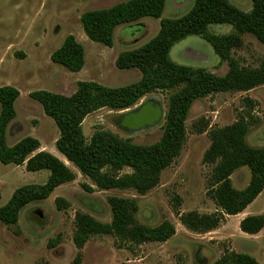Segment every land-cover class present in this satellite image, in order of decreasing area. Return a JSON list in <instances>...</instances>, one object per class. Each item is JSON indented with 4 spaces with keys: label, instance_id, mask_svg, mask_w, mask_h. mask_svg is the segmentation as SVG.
Returning <instances> with one entry per match:
<instances>
[{
    "label": "rangeland",
    "instance_id": "rangeland-1",
    "mask_svg": "<svg viewBox=\"0 0 264 264\" xmlns=\"http://www.w3.org/2000/svg\"><path fill=\"white\" fill-rule=\"evenodd\" d=\"M124 1L127 0H0V87L12 86L19 91L15 102L16 117L8 127L7 142L13 145L24 137L35 138L40 142V151L56 156L76 173L73 182L56 188L46 200L24 207L17 225L8 227L0 223V264H72L77 253L72 242L74 215L82 212L99 222H110L107 198L111 196L136 200L139 223L155 227L169 221L175 228V235L164 243L121 248L111 236H95L81 250L80 264H212L225 251L245 253L264 264V228L257 235L244 234L239 230V216H232L226 217L217 230L198 234L182 227L178 218V214L191 211L199 214L216 212L215 204L207 196L212 167L202 161L210 141L206 133L194 131V124L203 119L209 128L224 127L242 115L252 122L246 143L254 148L264 147V86L195 101L185 123L186 139L179 156L161 173L159 184L145 195L132 190L99 191L57 152L58 129L53 120L45 116L41 105L30 98V93L46 90L69 96L81 81H94L110 88L138 81L140 72L118 70L116 57L154 37L159 30V19L143 18L118 27L112 48L90 41L80 23L82 13ZM194 1L166 0L161 18L182 17ZM229 2L243 12L252 8L250 0ZM210 31L229 34L232 27L212 25ZM68 35L74 36L84 48L85 63L77 73L50 61L51 53ZM170 57L179 65L202 68L217 76L225 75L228 70L227 62L220 60L198 36H189L175 44ZM233 57L242 66L257 67L264 58V45L253 36L244 35L243 47L234 50ZM169 94L146 95L124 111H96L83 121V133L89 139L97 131H108L133 144H154L162 134ZM148 104L160 112L155 124L149 125L143 117L136 126L129 124L131 113ZM126 172L128 170L123 173ZM48 176L46 170L27 172L24 166L0 163V207L17 188L44 184ZM230 179L235 189L242 190L249 182V170L239 168ZM84 185L94 190L89 192ZM58 197L68 203V208L57 210L54 201ZM174 198L179 199V205ZM246 212L250 216L264 213V190Z\"/></svg>",
    "mask_w": 264,
    "mask_h": 264
},
{
    "label": "trees",
    "instance_id": "trees-1",
    "mask_svg": "<svg viewBox=\"0 0 264 264\" xmlns=\"http://www.w3.org/2000/svg\"><path fill=\"white\" fill-rule=\"evenodd\" d=\"M165 1L127 0L107 8L88 10L80 16L85 36L107 48H112L118 27L143 18L159 19V30L154 37L116 57L118 70L140 72L138 81L118 88L81 81L69 96L45 90L30 93V98L41 105L45 116L53 120L58 129L57 152L99 191L132 190L145 195L159 184L161 173L179 156L186 139L185 123L195 101L264 86V58L252 68L242 66L233 57V51L243 47L244 35H251L264 45V0H250L252 8L249 12L239 10L229 0H195L182 17L162 19ZM212 25H229L232 32L212 33ZM189 36L201 38L220 60L227 62L225 75L217 76L202 68L179 65L171 59L173 46ZM50 61L69 72H80L85 63L84 48L74 36L68 35L51 53ZM157 92L170 94L162 134L154 144H133L101 130L89 139L85 137L82 123L90 114L101 109L124 111L144 96ZM18 98L17 89L0 87V163L24 166L27 172L46 170L49 176L44 184L17 188L0 207V223L8 227L17 225L21 210L28 204L46 200L56 188L76 179V173L63 161L49 152L39 151L37 139L24 137L13 145L8 144L7 130L16 117ZM251 125L252 122L242 115L224 127L209 128L203 119L194 124V131L206 133L210 141L202 161L212 167L207 196L215 204L216 212L178 214L179 222L186 230L198 234L217 230L226 217L241 214L264 190V147H250L245 140ZM243 167L249 170L250 179L244 189L237 190L230 177ZM125 170L128 172L123 173ZM83 188L89 192L94 190L86 185ZM174 200L179 205V199ZM54 202L59 211L68 208V203L60 197ZM107 203L111 212L108 223L82 212L74 215L72 242L77 253L72 264H80L81 250L95 236H111L121 248L164 243L175 235V228L169 221L155 227L139 223L136 218L138 204L134 199L111 196ZM263 228L264 213L246 216L239 222V230L244 234L257 235ZM212 264L260 263L248 254L225 251Z\"/></svg>",
    "mask_w": 264,
    "mask_h": 264
},
{
    "label": "bare ground",
    "instance_id": "bare-ground-1",
    "mask_svg": "<svg viewBox=\"0 0 264 264\" xmlns=\"http://www.w3.org/2000/svg\"><path fill=\"white\" fill-rule=\"evenodd\" d=\"M144 108V106L142 107ZM157 109V108H156ZM140 110H136L134 112H132L131 114H137L139 113ZM157 114L158 115H131L130 116V120L129 121H132L133 123H137V120H141V118L143 117V119L147 120L148 121V124L149 125H152L154 124V122L156 121V118L159 116L160 112L159 110L157 109Z\"/></svg>",
    "mask_w": 264,
    "mask_h": 264
},
{
    "label": "flooded vegetation",
    "instance_id": "flooded-vegetation-1",
    "mask_svg": "<svg viewBox=\"0 0 264 264\" xmlns=\"http://www.w3.org/2000/svg\"><path fill=\"white\" fill-rule=\"evenodd\" d=\"M144 113L147 114V115H158L157 114L158 112H157L156 107L151 106L150 104L145 105L144 108H141L140 111H139V113H137V114H131V115H143ZM128 123L131 124L132 126H136V124L133 123L132 121H129Z\"/></svg>",
    "mask_w": 264,
    "mask_h": 264
},
{
    "label": "crops",
    "instance_id": "crops-1",
    "mask_svg": "<svg viewBox=\"0 0 264 264\" xmlns=\"http://www.w3.org/2000/svg\"><path fill=\"white\" fill-rule=\"evenodd\" d=\"M12 87V86H11ZM14 88V87H13ZM16 89V88H15ZM46 91V90H45ZM15 111H16V109H15ZM11 124V123H10ZM9 127V126H8ZM40 148H41V145H40ZM39 151H40V149H39ZM239 216V220H238V224H239V222L242 220V219H244L246 216H250V215H247V212H246V209L241 213V214H238L236 217H238Z\"/></svg>",
    "mask_w": 264,
    "mask_h": 264
},
{
    "label": "water",
    "instance_id": "water-1",
    "mask_svg": "<svg viewBox=\"0 0 264 264\" xmlns=\"http://www.w3.org/2000/svg\"><path fill=\"white\" fill-rule=\"evenodd\" d=\"M145 114V113H144ZM146 115V114H145ZM154 124H155V122H154Z\"/></svg>",
    "mask_w": 264,
    "mask_h": 264
}]
</instances>
